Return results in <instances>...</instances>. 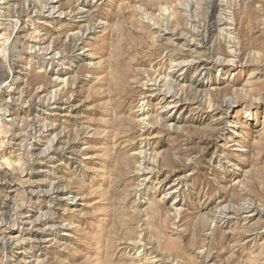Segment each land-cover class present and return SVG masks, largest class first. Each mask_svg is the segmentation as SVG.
Segmentation results:
<instances>
[{"label":"rangeland","instance_id":"rangeland-1","mask_svg":"<svg viewBox=\"0 0 264 264\" xmlns=\"http://www.w3.org/2000/svg\"><path fill=\"white\" fill-rule=\"evenodd\" d=\"M46 1L33 0L27 11L26 0H0V163L13 166L0 164V218L9 221L18 206L68 223L52 231L58 244H40L34 254L49 264H264L261 220L250 222L243 210L251 203L264 207V0H222L220 12L212 9L217 0L189 6L179 0H60L62 7L79 1L83 11L73 19L41 15ZM217 18L230 24L203 35ZM73 30L85 36L77 49L76 40L65 37ZM198 30L196 41L191 32ZM184 39L203 42L191 48ZM169 58L228 62L201 77L195 64L171 69ZM56 70L66 73L63 97L72 104L58 111L50 105L53 96L61 97L50 93ZM155 70L181 80L173 87L182 104L171 113L161 112L158 96L142 100ZM195 80L204 83L200 92ZM166 116L171 128L160 121ZM141 117L150 127L153 171L139 190L142 178L133 175L138 160L131 154L139 146ZM43 125L53 130L42 131ZM56 131L63 137L57 146L72 145L73 154L48 163L43 149ZM22 172L27 176L21 179L33 182L31 205L17 192L28 185L14 178ZM177 177L182 184L171 187ZM49 178L62 189L60 205L38 191L48 189ZM173 188L178 192L168 193ZM225 208L223 225L217 220ZM254 225L258 235H246ZM46 231L34 234L48 238ZM17 255L0 245V264Z\"/></svg>","mask_w":264,"mask_h":264},{"label":"bare ground","instance_id":"bare-ground-1","mask_svg":"<svg viewBox=\"0 0 264 264\" xmlns=\"http://www.w3.org/2000/svg\"><path fill=\"white\" fill-rule=\"evenodd\" d=\"M180 2H182L183 4H193L195 1L194 0H179ZM209 1V0H208ZM218 3L213 5L212 6V9L213 11H222L221 8H223V4L224 2L222 0H217ZM227 1V0H226ZM60 0H47L46 1V5L45 7L42 9V13L41 15H44L46 18H49V19H53V18H57V19H60V18H63V19H73V18H76L75 15H79L83 10L81 8V6H79V1H76V2H73V6L69 5L67 7H62L61 4H59ZM204 2V1H203ZM33 0H26V4L25 6L27 7L26 10H31L33 9ZM197 3V2H196ZM177 4V3H176ZM181 4V3H180ZM186 4V5H187ZM227 4V3H225ZM195 5V4H194ZM196 6V5H195ZM223 6V7H222ZM8 7V6H7ZM179 7V6H178ZM181 7V6H180ZM184 7V6H183ZM182 7V8H183ZM193 7V6H192ZM198 7V6H196ZM23 9V8H22ZM187 9V8H186ZM37 10V9H35ZM184 10V9H183ZM20 11V10H19ZM39 11V10H37ZM167 12V10H165ZM182 11V10H181ZM22 13V12H21ZM26 13V12H25ZM162 13V12H161ZM216 13V12H215ZM166 14V13H165ZM173 14V13H172ZM185 14V13H184ZM150 15V14H149ZM159 15V14H158ZM170 15V14H169ZM162 16V15H161ZM167 16V15H166ZM220 16V15H219ZM223 16V15H222ZM81 17V16H80ZM218 17V16H217ZM162 18V17H161ZM191 19V18H190ZM166 20V19H165ZM195 20V19H194ZM95 21V20H94ZM207 21V20H206ZM204 22V21H203ZM99 23V22H98ZM202 23V22H201ZM200 23H198L199 25ZM229 25L230 22L227 23V20L225 18H217V20L214 21V23L210 24V25H207L205 26V32L203 33V35L207 36L208 38L210 36H212V33H213V28L216 27V28H219V26H223L224 28V25ZM227 25V26H228ZM75 26V25H74ZM157 27V26H156ZM87 28V27H86ZM93 28V27H92ZM164 28V27H163ZM169 28V27H168ZM193 28V27H192ZM204 28V27H203ZM93 30V29H92ZM91 28L87 29L85 31V33L87 34L89 31H92ZM197 30V29H195ZM71 31V30H70ZM68 32V31H67ZM66 32V33H67ZM159 32H163L164 34H168L170 35L172 38H182V34L179 35L177 33H173L171 31H167V30H160L157 31V33ZM216 32V31H215ZM182 33V32H180ZM193 34V37L196 38V41L197 39L200 37L199 36V30L196 31V32H191ZM201 34V33H200ZM66 35V34H65ZM186 35V34H184ZM190 35V34H189ZM217 35V34H216ZM1 36V34H0ZM68 36V37H67ZM67 36L66 39L68 38L69 40H76L75 41V44H74V48L77 49L78 47H80V44L82 42V38H83V34L80 35V33L78 32H68L67 33ZM202 36V35H201ZM205 36L203 38H205ZM3 37V36H2ZM45 37V36H44ZM85 37V36H84ZM192 37V35H191ZM233 37V36H232ZM186 39V36L184 37ZM190 38V37H189ZM207 38V39H208ZM221 38V37H220ZM228 38V36H227ZM230 38V37H229ZM41 39V38H40ZM65 39V38H64ZM184 41L189 45H191V48L193 47H198V45L202 44L203 40H201L200 44L198 43V45H196V42L194 44V41L195 39H192V40H185ZM21 40V39H20ZM176 40V39H175ZM206 40V39H205ZM45 41V40H44ZM169 41V40H168ZM207 41V40H206ZM232 41V40H231ZM234 41V39H233ZM185 42H182V44H184ZM41 43H44V42H41ZM208 43V42H207ZM226 43V41H225ZM26 44V43H25ZM70 44H71V41H70ZM181 44V45H182ZM180 45V44H179ZM180 45V46H181ZM28 46V45H27ZM34 46V45H33ZM187 46V45H186ZM37 47V45H36ZM40 47V46H39ZM43 48V47H42ZM186 48V47H185ZM73 49V48H72ZM75 49L73 51H75ZM213 49V48H212ZM218 49V48H217ZM230 49V48H229ZM188 50V49H187ZM211 50V49H210ZM216 50V49H215ZM214 50V52H215ZM231 50V49H230ZM233 50V49H232ZM72 51V50H71ZM217 51V50H216ZM227 51V50H226ZM48 52V51H46ZM52 49L51 51H49V55H51L52 53ZM190 52V51H188ZM212 52V53H214ZM233 51H230L229 53H231ZM228 53V52H226ZM192 54V53H191ZM210 54V53H209ZM208 54V55H209ZM254 54V53H253ZM54 55V54H53ZM57 55V54H56ZM211 55V54H210ZM214 55V54H213ZM55 56V55H54ZM175 56V55H174ZM212 56V55H211ZM228 56V54H227ZM231 56H232V53H231ZM53 57V56H52ZM223 57V56H222ZM222 57H218L217 59L221 58ZM252 57V56H251ZM186 58V57H185ZM194 58V57H193ZM191 58V59H193ZM212 58V57H211ZM230 58V57H228ZM170 59V58H169ZM183 58L179 59V58H172L170 59V67L171 69L176 67V68H182L185 69L188 65H191V64H195L194 67H196V71L198 72L197 74H200L201 77H203L209 70L208 67H213L215 64L216 65H224L228 62V60H219L216 62L215 60L213 61H210L211 59H209L208 62H203V61H199V62H196L194 63L192 60H182ZM190 59V58H189ZM204 59V58H202ZM213 59V58H212ZM216 59V58H215ZM216 59V60H217ZM227 59V58H226ZM50 60H52V58H50ZM231 62V61H230ZM229 64V63H228ZM174 70V69H173ZM195 71V70H194ZM63 74H66L65 72H62L60 70H56V73L55 75L53 76V82L51 83V88H53L50 92L52 93L53 95L56 96H59L61 95L60 98H57V97H52L51 101H53L50 105L52 106L51 108H53L55 111L58 109L57 108H63V109H67V108H71L72 107V104L70 105L69 102H70V99L69 98H64L63 95L65 93V86H67L69 83H67V78L65 76H61ZM153 76L151 78H148L146 79V82L143 84V86L145 85H150L149 86V89H147V92L143 95V98L142 100H147L149 97H153V96H158V104L160 105V109H161V112L163 111H166L168 110L167 112H173V110H175L176 108H178V106L180 105L181 103V99H180V96L179 94L175 93V89H174V85H177V84H180L179 82V79H170V77H172V72L171 71H168L166 73L162 72L161 70H155L152 72ZM70 77V76H69ZM145 78V77H144ZM200 79V78H199ZM192 81V80H191ZM197 81V80H195ZM206 82V81H205ZM72 82H70V85H71ZM196 83V84H195ZM194 83V87L197 88L196 90L200 89L201 86L204 85L203 82L200 83V81L198 82H195ZM67 84V85H66ZM142 84V83H140ZM169 84L170 86V89H166V86ZM182 84V83H181ZM73 85V84H72ZM178 86H182V85H178ZM40 87V86H39ZM72 87V86H71ZM192 87V86H191ZM169 88V87H168ZM175 88H178V87H175ZM183 88V87H182ZM72 90V89H71ZM74 90V88H73ZM183 90V89H182ZM195 90V89H194ZM181 91V90H180ZM200 92V90H198ZM197 92H194V93H198ZM202 91V90H201ZM69 92V91H68ZM66 92V93H68ZM204 93V92H203ZM202 93V94H203ZM70 94V92L66 95L68 96ZM182 94V93H181ZM183 95V94H182ZM197 95V94H196ZM201 95V94H200ZM199 95V97H200ZM198 96V95H197ZM48 97V96H46ZM142 97V96H141ZM51 98V97H50ZM48 98V99H50ZM204 98V97H203ZM152 99V98H151ZM196 99V98H195ZM200 99V98H199ZM198 99V100H199ZM202 99V98H201ZM183 100V99H182ZM225 100V99H223ZM36 101V100H35ZM47 101V100H46ZM50 101V102H51ZM185 101V100H184ZM200 101V100H199ZM45 103V102H44ZM144 103V102H143ZM201 103V102H200ZM227 103V102H226ZM229 103V102H228ZM182 104V103H181ZM48 105V104H47ZM70 105V106H69ZM210 105V104H209ZM29 106V105H28ZM219 107V106H218ZM37 108V107H36ZM69 110V109H68ZM72 110V109H71ZM226 110V109H225ZM70 112V111H69ZM228 111L225 113V115H228L227 114ZM75 114V113H74ZM143 114V113H142ZM167 115V114H165ZM218 115V114H217ZM57 116V115H56ZM15 117V116H14ZM42 117V116H41ZM136 117V116H135ZM168 116H166L165 118L163 119H160V121L162 122V125L168 127V128H171L173 123L169 122ZM72 118V117H71ZM220 118V116H219ZM137 119V118H136ZM146 119V117H145ZM158 119V118H157ZM168 120V121H167ZM136 121H139L137 123H140L142 124L143 126L141 127V134H140V139H139V146L135 149L136 151H132L133 153L131 154V156L135 159V160H138V164H136L135 167H133V175H137L136 177H141V184H139V190L144 189V186L147 185V182H148V179L150 178L151 174H152V171L151 170L152 168L150 167L151 166V162L149 161L150 160V157H148L150 154L148 153V149H147V137L150 135V127H148L147 123L144 122V119L141 117L139 120H136ZM15 122V121H14ZM43 122V121H42ZM173 122V121H172ZM38 123V122H37ZM15 124V123H14ZM54 125V124H52ZM51 125V126H52ZM155 125V124H154ZM44 127H42V131L44 129V131H50V130H53L52 127L50 129H45L46 126L43 125ZM104 126V125H103ZM139 126V125H138ZM141 126V125H140ZM139 126V127H140ZM20 127V126H19ZM219 127V126H218ZM29 128V127H28ZM49 128V127H48ZM2 129V128H1ZM32 129V128H31ZM40 129V128H39ZM87 129V127H86ZM89 129V128H88ZM110 129V128H109ZM109 129L107 128V130L109 131ZM112 129V128H111ZM58 130V129H56ZM60 130V129H59ZM41 131V130H40ZM65 131V129L63 130ZM74 131V130H73ZM105 131V129L103 130V132ZM233 131V130H232ZM2 132V131H1ZM52 132V131H51ZM59 132V131H58ZM57 131L53 134V137L50 139V141L47 143V146L45 147V149H43V152H46L48 153V156H45L47 158V162L48 163H53L52 160L53 159H56V157H59V154H64V153H67L69 151H71L73 149L74 146H64V147H61L60 145H58L59 141L62 137L61 133L59 134ZM61 132V131H60ZM111 132V131H110ZM48 133V132H47ZM75 133V132H74ZM107 134V133H105ZM110 134V133H109ZM28 135V134H27ZM75 135V134H74ZM52 136V135H51ZM66 137V133L64 135ZM68 136V135H67ZM31 137V136H30ZM50 137V136H49ZM64 137V138H65ZM114 137V136H113ZM138 137V138H139ZM40 138V137H39ZM230 139V138H229ZM49 140V139H48ZM66 141V140H65ZM68 141V140H67ZM67 141H66V144H67ZM74 141V140H73ZM236 140H233L232 142H234ZM47 142V141H46ZM61 142V141H60ZM70 142V141H69ZM3 143V142H2ZM5 143V142H4ZM65 143V142H63ZM69 144V143H68ZM76 144V143H75ZM236 144V142H235ZM80 145V144H79ZM45 146V145H44ZM135 146V145H134ZM18 147V146H17ZM33 147V146H32ZM38 147V146H37ZM2 148V147H1ZM77 148V147H76ZM75 148V149H76ZM31 152V151H30ZM42 152V151H41ZM72 152V151H71ZM10 154V153H9ZM16 154V153H15ZM73 154V152H72ZM31 156V155H30ZM126 156V155H125ZM130 156V155H129ZM130 156V158L132 159V157ZM32 158V157H31ZM8 159V158H7ZM6 159V160H7ZM130 159V160H131ZM133 160V159H132ZM5 161V159H4ZM14 161V160H13ZM133 162V161H132ZM155 161H153L154 163ZM19 163V162H18ZM17 163V164H18ZM152 163V164H153ZM1 165H4L6 168H12V163H9V162H2L0 163ZM134 164V163H133ZM29 165V164H28ZM154 165V164H153ZM19 166V165H18ZM4 167V169H5ZM51 167V166H50ZM3 168L0 166V169ZM34 168V167H33ZM16 171V170H15ZM14 171V172H15ZM25 171V170H24ZM23 171V172H24ZM23 172L21 174H17V177H14V178H20L19 182H21V184L24 182L25 185L26 183L28 184L27 186L23 187L22 190H18L17 192H19V194H23L21 196H23V200H26V202L30 205L32 204L31 201H33L32 199L34 198V194H35V191H34V187L32 186L33 185V182H29L28 180L30 179H21V178H25V174H23ZM29 172V171H28ZM25 173V172H24ZM49 173H51V170H49ZM7 174V173H6ZM23 174V175H22ZM29 174V173H28ZM148 174V176H147ZM9 175V174H7ZM6 175V176H7ZM30 175V174H29ZM51 175V174H50ZM13 176V175H12ZM10 175V177H12ZM48 176V175H47ZM52 176H53V173H52ZM50 177V176H49ZM6 178V177H5ZM184 178V177H183ZM7 179V184L11 183L12 181V178L9 179V177L6 178ZM5 179V180H6ZM51 178L48 179L47 181V185L46 187H48V189H46L45 187V191H39V193L41 192L42 195H45L46 199H49V202L51 204L53 203H56V205H60V201L61 200H64L65 201V198L63 199L62 197V189H60L59 185L57 184V182L55 181H51L50 180ZM47 180V179H46ZM59 180V179H58ZM57 180V181H58ZM181 178L180 177H177L176 180H174L173 184L171 185L174 186L175 183L176 185H181L182 182H181ZM184 180V179H183ZM32 181V180H31ZM15 182V181H14ZM240 182V181H239ZM151 183V182H150ZM20 184V183H19ZM19 184L18 187H19ZM46 184V183H45ZM16 185V184H15ZM23 186V185H22ZM40 186V185H39ZM178 186H176L178 188ZM180 187V186H179ZM20 188V187H19ZM7 189V188H6ZM14 189V188H12ZM64 189V188H63ZM44 190V189H43ZM37 191V190H36ZM241 191V190H240ZM176 192H178L176 190V188H173L171 189V191H169L168 193H172V194H176ZM15 194V193H14ZM18 194V193H17ZM8 195V193H7ZM16 195V194H15ZM64 195V194H63ZM68 195V194H67ZM70 195V194H69ZM11 196V195H10ZM14 196V195H13ZM166 196V195H165ZM1 197V196H0ZM25 197V198H24ZM77 197V196H76ZM7 198V197H6ZM163 198V197H162ZM8 199V198H7ZM14 199V198H13ZM75 199V198H73ZM73 199H70L73 201ZM5 200V199H4ZM6 201V200H5ZM14 201V200H13ZM71 201V202H72ZM11 202V201H10ZM58 202V203H57ZM67 202V201H66ZM75 202V201H74ZM73 203V202H72ZM258 205V204H257ZM255 203H251L250 205H247V207L245 206L243 210H247L248 214L247 217L248 219L250 218V222L253 218L255 217H258L260 218V222L261 223V226H260V232H263L261 234H264V207L263 208H260L258 207ZM3 206L5 207L6 205L3 204ZM16 206V204H15ZM47 206V205H46ZM50 206V205H49ZM38 207V206H37ZM51 207V206H50ZM55 207V206H54ZM10 208V207H9ZM25 208V207H24ZM49 208V207H48ZM175 208V207H174ZM173 208V209H174ZM221 208V207H220ZM232 208V207H231ZM21 209V208H20ZM18 206L16 207V209H13L12 211V215L10 216L9 218V221H5L4 219H1L0 218V245L3 247V248H8L9 250H15L16 251V254H19L15 257L13 263H8V261L6 262V264H32L33 261L35 264H49L48 263V259L46 258H42L39 254V256L35 257L34 254L35 252H39L38 248L41 247L40 244H43V243H53V244H58L59 243V240L57 239L56 235L54 234V231L57 226H58V223H61L59 225L61 226H66L68 227L69 224L68 223H64V222H56L54 221V218L51 220V217H46L44 216L43 214L41 213H37V215H35V213H33L32 211H21ZM26 209V208H25ZM35 209V208H34ZM52 209V208H51ZM226 209V208H225ZM225 209H223L225 211ZM8 210V209H7ZM50 210V209H49ZM175 210V209H174ZM221 210V209H220ZM219 210V211H220ZM229 210V209H228ZM227 209L226 211L223 213L222 212V216L223 218H220L217 220L218 223H223V225H225L226 223H228L226 216H227V212H229ZM231 210V209H230ZM2 211V210H1ZM36 211V210H35ZM39 211V210H38ZM42 211V210H41ZM64 211H66V209H64ZM234 211V210H233ZM239 211V210H238ZM45 212H49L48 210L45 211ZM51 212V211H50ZM49 212V213H50ZM237 212V211H236ZM242 211L238 212V213H241ZM48 213V215H50ZM55 213V212H54ZM218 213V212H217ZM232 213V212H231ZM11 214V213H10ZM39 214V215H38ZM56 214V213H55ZM54 214V215H55ZM221 214V213H220ZM0 215H3V214H0ZM232 215H235V213H232ZM56 216V215H55ZM60 216V215H59ZM63 216V215H62ZM218 216V215H217ZM220 216V215H219ZM229 216V215H228ZM1 217V216H0ZM61 217V216H60ZM233 217V216H232ZM238 217V216H236ZM235 217V218H236ZM3 218V217H2ZM6 218V217H5ZM48 219H50L49 221H47ZM217 219V218H216ZM231 219V218H230ZM234 219V218H233ZM66 220V219H65ZM225 220V221H224ZM214 220H212L213 222ZM237 221V220H236ZM43 222L44 223V227H39L40 224H42ZM232 223V222H231ZM9 224V225H8ZM212 224V223H211ZM218 226V225H217ZM236 226V225H235ZM257 225H254L253 227L252 226H248V228L245 230V233L246 235L249 234V233H253V231H255L254 227H256ZM211 228V227H210ZM68 229V228H67ZM45 230H48L49 231V236L50 237H44L43 235H36L34 234L37 233V232H45ZM59 230V229H58ZM64 230V229H63ZM46 231V232H48ZM257 231V230H256ZM52 232V233H51ZM57 231H55L56 233ZM259 232V233H260ZM140 233V232H139ZM254 234V233H253ZM140 235V234H139ZM255 236L258 235V233L254 234ZM59 238V237H58ZM138 238V237H137ZM245 238V237H244ZM248 239V238H246ZM253 239V238H252ZM140 240V239H139ZM137 241V239H136ZM248 242V241H247ZM137 243V242H136ZM140 243V242H139ZM134 244V243H133ZM142 244V243H141ZM52 245V244H51ZM50 245V246H51ZM44 246V245H43ZM43 248V247H42ZM122 249V248H121ZM10 252V251H9ZM46 252V251H45ZM202 254V253H201ZM9 255V254H8ZM9 257V256H8ZM34 258V259H33ZM11 259V258H9ZM8 260V259H7ZM145 260V259H144ZM140 261V260H139ZM142 262V260H141ZM140 262V263H141ZM145 263V261H144ZM51 264V263H50ZM142 264V263H141Z\"/></svg>","mask_w":264,"mask_h":264}]
</instances>
